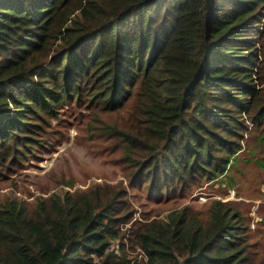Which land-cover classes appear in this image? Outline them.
I'll return each mask as SVG.
<instances>
[{
  "label": "trees",
  "instance_id": "obj_1",
  "mask_svg": "<svg viewBox=\"0 0 264 264\" xmlns=\"http://www.w3.org/2000/svg\"><path fill=\"white\" fill-rule=\"evenodd\" d=\"M58 109L122 180L4 197L0 264H264L263 218L214 199L132 221L130 200L226 191L243 165L264 182V0H0V171Z\"/></svg>",
  "mask_w": 264,
  "mask_h": 264
},
{
  "label": "rangeland",
  "instance_id": "obj_2",
  "mask_svg": "<svg viewBox=\"0 0 264 264\" xmlns=\"http://www.w3.org/2000/svg\"><path fill=\"white\" fill-rule=\"evenodd\" d=\"M68 112L58 109L54 117H45L42 123L46 125L47 134L37 132L32 136L33 144L30 149L24 150V155L19 153L21 148L10 153L0 171V202L9 196L34 203L52 195H62L64 192L74 194L96 184H114L122 180L119 168L109 163V158L106 160L105 157L92 155L85 147L82 134L89 131L88 121H73ZM80 115L86 120L89 117L84 110H81ZM100 115L97 113L95 120L102 119ZM31 149L33 151L28 155ZM15 157L20 161L10 166ZM248 170L247 165H243L240 171L233 172L229 176L226 191L208 183L187 199H167L158 205L146 202L139 196L131 197L135 209L132 221H143L144 218H148L147 222L153 219L166 221L172 210L183 208L189 209L192 217L200 218L208 203L215 199L235 206L243 217L244 226L256 229L257 224L264 219V182L259 172L255 178L246 179L242 172L247 173ZM230 183H233L234 188H229ZM249 237L258 238L251 230ZM260 247H264V241ZM126 252L131 261L135 258L144 260L139 250Z\"/></svg>",
  "mask_w": 264,
  "mask_h": 264
}]
</instances>
